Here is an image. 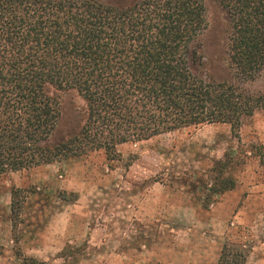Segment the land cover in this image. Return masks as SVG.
<instances>
[{"label": "trees", "instance_id": "16d2710c", "mask_svg": "<svg viewBox=\"0 0 264 264\" xmlns=\"http://www.w3.org/2000/svg\"><path fill=\"white\" fill-rule=\"evenodd\" d=\"M207 1L225 15L232 81L194 71ZM263 70L264 0H0V179L96 151L113 160L119 145L189 127L226 124L238 138L264 94L235 82ZM71 93L82 111L71 109L76 124L53 137ZM229 165L211 169L204 207L235 188ZM244 260L225 247L218 264Z\"/></svg>", "mask_w": 264, "mask_h": 264}, {"label": "rangeland", "instance_id": "374dc122", "mask_svg": "<svg viewBox=\"0 0 264 264\" xmlns=\"http://www.w3.org/2000/svg\"><path fill=\"white\" fill-rule=\"evenodd\" d=\"M206 9L203 66L194 71L232 81L225 15L211 1ZM235 83L264 94V70ZM62 102L53 137L83 108L72 93ZM261 148L264 109L243 120L238 138L229 125H201L119 145L113 160L96 151L10 173L0 179V264H218L225 247L243 264H264ZM223 160L236 186L204 207L211 169Z\"/></svg>", "mask_w": 264, "mask_h": 264}]
</instances>
